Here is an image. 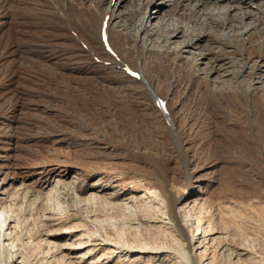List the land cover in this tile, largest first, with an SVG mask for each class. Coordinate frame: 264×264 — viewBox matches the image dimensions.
<instances>
[{
	"label": "rangeland",
	"instance_id": "obj_1",
	"mask_svg": "<svg viewBox=\"0 0 264 264\" xmlns=\"http://www.w3.org/2000/svg\"><path fill=\"white\" fill-rule=\"evenodd\" d=\"M1 3L0 264H264L260 0Z\"/></svg>",
	"mask_w": 264,
	"mask_h": 264
},
{
	"label": "bare ground",
	"instance_id": "obj_2",
	"mask_svg": "<svg viewBox=\"0 0 264 264\" xmlns=\"http://www.w3.org/2000/svg\"><path fill=\"white\" fill-rule=\"evenodd\" d=\"M2 1H4V0H0V13H2L1 15H6V8H8L10 5H8V6H6V8L5 7H3V4L1 3ZM33 1V0H32ZM43 1V0H42ZM178 1V3L180 2V0H177ZM190 1H194V3L196 4V5H198V4H202V3H206L207 1H210V0H190ZM214 1V0H213ZM240 1H242V2H245L247 5H249V6H252L253 4H257L256 3V1L257 0H239V2ZM261 1V4L259 5L261 8L259 9V12H262L261 14H263L264 13V0H260ZM17 2V1H16ZM59 2V1H58ZM70 2V1H69ZM72 2V1H71ZM20 3V2H19ZM253 3V4H252ZM37 6V5H36ZM40 6V5H39ZM258 6V5H257ZM12 7V6H11ZM16 7V6H15ZM237 7H239V6H237ZM237 7H235L236 9H237ZM34 9H36V10H38V12H40V11H42L43 13L45 12L46 13V11L44 10V8H42V7H33ZM47 8V7H46ZM240 8V7H239ZM259 8V7H258ZM50 9V8H49ZM4 10H6V11H4ZM9 10V9H8ZM23 10H25V9H23ZM22 10V11H23ZM30 10V9H29ZM15 11V10H14ZM27 11V10H26ZM25 11V12H26ZM30 12H33V11H30ZM42 12L40 13V14H42ZM259 12H257V13H259ZM18 13V12H17ZM16 12H15V14H17ZM211 13V12H210ZM210 13H207V12H203V16L204 17H206V19L207 20H209V22H211V23H213L214 21H213V18H212V14H210ZM228 13V10H226L225 11V14H227ZM9 14V13H8ZM33 14V13H32ZM47 14V13H46ZM48 14H51V16H53L54 18H51V19H58V16L57 15H55V13H53V12H51V11H48ZM251 14V13H250ZM34 15V14H33ZM20 16H22V15H20ZM218 16V15H217ZM232 16V15H231ZM11 17V16H10ZM15 17V16H14ZM24 17H26V15H24ZM49 17V16H48ZM105 15H103V17H102V20H101V22H100V24H99V22H98V24H99V33L101 34V47L103 48V49H106V50H110L111 48V37H115V39L117 40V41H120L121 42V40H123V38H124V34L120 31V30H116V31H114V30H110L109 29V22L108 21H106V19H105ZM225 18H222V23L223 24H225V22H227L228 21V16H227V18H226V16H224ZM237 17H239V15H237ZM243 15L239 18L240 19V21H242L243 20ZM17 18V17H16ZM21 18V17H20ZM31 18V17H30ZM43 18H44V16H43ZM32 19V18H31ZM109 19H111V15L109 16ZM235 19V18H234ZM62 20V19H61ZM60 20V21H61ZM43 21V20H42ZM95 21V20H94ZM231 21H232V19H231ZM17 22V24H20V23H24V22H22L21 20H18V21H16ZM95 23V22H94ZM142 23V22H141ZM140 23V25H142ZM16 24V25H17ZM89 24H90V22H89ZM207 24H209V23H207ZM144 26V25H143ZM196 29L195 28H193L192 29V34H194L193 32H195V34L196 35H193V37L190 39L191 41L190 42H188L187 41V43L185 42V45H188V43H194L195 41H194V39L195 38H197V39H199L200 38V36L202 37V35H204V33L201 31V32H197L196 33V31H195ZM50 31V30H49ZM180 31V29L178 28V26L177 27H175L174 29H173V31H172V33L174 34V35H176L177 33L176 32H179ZM51 32V31H50ZM171 33V32H170ZM169 33V34H170ZM169 34H168V37H169ZM126 36V35H125ZM171 36V35H170ZM126 40V39H125ZM142 41H143V39H142ZM197 43V42H196ZM2 50V49H1ZM6 50V49H5ZM8 52V51H7ZM2 52H0V54H1ZM4 53V52H3ZM3 53H2V56H4L3 55ZM10 53H11V51H10ZM8 54V53H7ZM2 58V57H1ZM138 58H140L139 56H138ZM156 64H153V66H155ZM151 66V65H150ZM152 67V66H151ZM132 68V67H131ZM135 68V67H134ZM135 70H137V69H135ZM139 71H141L142 72V70L140 69ZM148 71V70H147ZM16 71L15 72H11L10 74L13 76V77H16V76H14V75H16ZM12 77V78H13ZM140 78H142V80H143V72H142V74H141V76H140ZM27 79H29V78H27ZM145 79V78H144ZM31 81V80H30ZM33 82H34V80H32ZM145 81V80H144ZM29 82V81H28ZM260 100L257 102V104L255 105L256 107H255V111H256V121L257 122H261V123H264V116L263 117H261V114H262V112H263V114H264V94L262 95V98H259ZM262 136V135H261ZM264 136V135H263ZM263 150H264V148H263ZM262 154V153H261ZM36 180H40L39 181V183L41 182L42 184L43 183H45L46 181H47V177L46 178H44L43 176L42 177H40V178H38V179H36ZM47 183V182H46ZM55 188V190H57L58 188H57V186H55L54 187ZM57 188V189H56ZM2 226H3V223H2Z\"/></svg>",
	"mask_w": 264,
	"mask_h": 264
}]
</instances>
